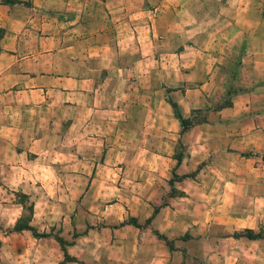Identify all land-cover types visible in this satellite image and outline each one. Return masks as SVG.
I'll list each match as a JSON object with an SVG mask.
<instances>
[{
	"label": "crops",
	"instance_id": "obj_1",
	"mask_svg": "<svg viewBox=\"0 0 264 264\" xmlns=\"http://www.w3.org/2000/svg\"><path fill=\"white\" fill-rule=\"evenodd\" d=\"M20 1L0 0L1 168L89 175L115 151L148 173L180 140L179 169L231 160L264 206V0ZM203 89L232 105L181 133L167 101L190 117Z\"/></svg>",
	"mask_w": 264,
	"mask_h": 264
},
{
	"label": "rangeland",
	"instance_id": "obj_2",
	"mask_svg": "<svg viewBox=\"0 0 264 264\" xmlns=\"http://www.w3.org/2000/svg\"><path fill=\"white\" fill-rule=\"evenodd\" d=\"M232 81V92L246 87ZM202 92L190 117L177 109L190 125L232 105L230 94ZM113 153L82 176L0 167V264H264V243L247 238L263 234L264 241V231L245 227L264 217V206L246 205L238 189L243 178L232 173L231 160L210 166V158H202L190 161L193 169H179L188 155L179 140L172 157L155 156L153 169L139 173L133 160Z\"/></svg>",
	"mask_w": 264,
	"mask_h": 264
},
{
	"label": "trees",
	"instance_id": "obj_3",
	"mask_svg": "<svg viewBox=\"0 0 264 264\" xmlns=\"http://www.w3.org/2000/svg\"><path fill=\"white\" fill-rule=\"evenodd\" d=\"M171 106H172V108H173V110H174L176 116H177L178 119L180 120L181 133H182V132H184L185 130H187V129L189 128V126H191V125H190V123H189L188 121L182 120V119L177 115V113H176V112H177V106H176L174 103H171ZM190 176H191V175H185V176H183L182 178H188V177H190ZM174 178H176V175L173 173V179H174ZM172 182H173V180L170 181V184H171V185L173 184ZM157 212H158V208H155L152 217H153L154 214H156ZM152 217L149 218L146 222H147V223H150L151 220H152ZM129 221H130V223L133 224L135 227H141V226L138 224V222H137L136 219H130ZM14 229H15L16 231H21V230L24 229V227L17 226V227H15ZM248 233H250V232H248ZM157 236H158L159 239H162V240H164L166 243H168V242H167V239H166L164 236H162L161 234H158V233H157ZM247 238H249V239H262V238H263V234H254V235L249 234V235L247 236ZM62 243H63V242H62ZM63 253H64V258L70 260V258H68L67 253L65 252V250H63Z\"/></svg>",
	"mask_w": 264,
	"mask_h": 264
}]
</instances>
